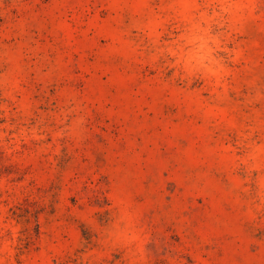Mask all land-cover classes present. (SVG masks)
<instances>
[{"label":"rangeland","instance_id":"rangeland-1","mask_svg":"<svg viewBox=\"0 0 264 264\" xmlns=\"http://www.w3.org/2000/svg\"><path fill=\"white\" fill-rule=\"evenodd\" d=\"M0 264H264V0H0Z\"/></svg>","mask_w":264,"mask_h":264}]
</instances>
